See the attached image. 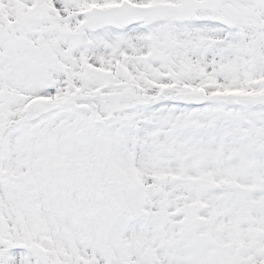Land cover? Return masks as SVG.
<instances>
[{
	"label": "snow or ice",
	"instance_id": "1",
	"mask_svg": "<svg viewBox=\"0 0 264 264\" xmlns=\"http://www.w3.org/2000/svg\"><path fill=\"white\" fill-rule=\"evenodd\" d=\"M0 264H264V0H0Z\"/></svg>",
	"mask_w": 264,
	"mask_h": 264
}]
</instances>
